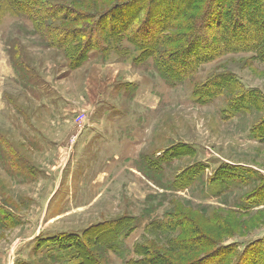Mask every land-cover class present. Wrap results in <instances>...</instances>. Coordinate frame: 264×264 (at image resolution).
I'll list each match as a JSON object with an SVG mask.
<instances>
[{
    "label": "rangeland",
    "instance_id": "374dc122",
    "mask_svg": "<svg viewBox=\"0 0 264 264\" xmlns=\"http://www.w3.org/2000/svg\"><path fill=\"white\" fill-rule=\"evenodd\" d=\"M8 8L3 0L0 64L12 77L0 105V264H72L47 241L77 237L81 264H264L259 54L227 53L174 81L134 45L98 42L73 69L62 47ZM181 23L157 51L178 48ZM121 60L151 84L139 92L149 106L134 83L89 100L92 63Z\"/></svg>",
    "mask_w": 264,
    "mask_h": 264
},
{
    "label": "trees",
    "instance_id": "16d2710c",
    "mask_svg": "<svg viewBox=\"0 0 264 264\" xmlns=\"http://www.w3.org/2000/svg\"><path fill=\"white\" fill-rule=\"evenodd\" d=\"M13 1L5 0L7 7H12L6 12L27 16L49 46L63 48L73 69L80 66L89 51L97 48L98 42L117 44L126 41L134 45L142 55L154 61L163 75L174 81L193 76L201 64L231 52L250 50L264 60V0H89L81 4L78 0L72 3L69 0H40L39 5L37 0L35 7L30 5L33 0H16L17 4H12ZM2 2L0 0L1 5ZM228 2L233 5L228 6ZM108 20L111 24L104 30ZM179 20L182 23L178 25L184 32L178 39V48L175 45L176 50H173L172 47L169 56L157 51V44L173 37L172 34L163 36L165 31L176 27L173 23ZM62 21L69 25L55 24ZM249 23L258 24L259 29L251 30ZM178 35L174 34L175 37ZM72 241L80 243L78 237L69 240L68 246L57 240L47 242L67 253L69 262L81 264L78 249ZM70 247L75 252H68ZM193 262L195 259L187 264Z\"/></svg>",
    "mask_w": 264,
    "mask_h": 264
},
{
    "label": "crops",
    "instance_id": "0c3cea01",
    "mask_svg": "<svg viewBox=\"0 0 264 264\" xmlns=\"http://www.w3.org/2000/svg\"><path fill=\"white\" fill-rule=\"evenodd\" d=\"M8 64V65H7ZM6 65L0 64V105L2 104L1 98L4 89V83L11 79V67L9 63ZM93 64V72L91 73V77L86 81L85 92L86 95L89 97V100L95 101H105L110 98V95L116 90V92L120 91V86L128 85L131 83L136 84V95H138V99L136 96L137 101L142 102L145 105H150L152 102L151 97H146L145 95H140L139 92L142 90L148 92L151 89V84H149L148 80L146 79L145 75H142L140 72L135 70L136 67L132 65V63L128 60H121V61H102V62H95ZM112 89V90H111ZM141 96H143L141 98ZM151 101V102H150ZM1 109V106H0ZM105 111L102 110L100 113H104ZM117 117L125 118L127 115L121 116L118 115ZM97 129H105L103 126L97 127L95 129V133H99ZM75 136V135H74ZM119 137L110 138V142L117 141ZM105 143L102 144L105 146L107 144V140L105 139ZM115 156H118L115 154Z\"/></svg>",
    "mask_w": 264,
    "mask_h": 264
},
{
    "label": "built area",
    "instance_id": "2783aa9c",
    "mask_svg": "<svg viewBox=\"0 0 264 264\" xmlns=\"http://www.w3.org/2000/svg\"><path fill=\"white\" fill-rule=\"evenodd\" d=\"M85 116L84 113L79 112L78 116H77V123L80 126V122L82 121V117Z\"/></svg>",
    "mask_w": 264,
    "mask_h": 264
}]
</instances>
